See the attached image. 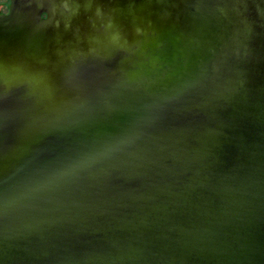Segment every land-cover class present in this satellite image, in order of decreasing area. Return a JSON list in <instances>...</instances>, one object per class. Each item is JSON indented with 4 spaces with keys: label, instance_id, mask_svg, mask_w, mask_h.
I'll list each match as a JSON object with an SVG mask.
<instances>
[{
    "label": "water",
    "instance_id": "1",
    "mask_svg": "<svg viewBox=\"0 0 264 264\" xmlns=\"http://www.w3.org/2000/svg\"><path fill=\"white\" fill-rule=\"evenodd\" d=\"M0 264H264V0H0Z\"/></svg>",
    "mask_w": 264,
    "mask_h": 264
}]
</instances>
